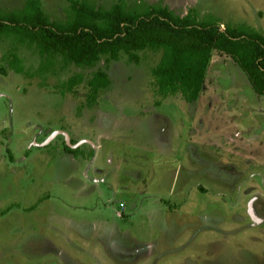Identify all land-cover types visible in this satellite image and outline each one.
Wrapping results in <instances>:
<instances>
[{
	"label": "rangeland",
	"instance_id": "rangeland-1",
	"mask_svg": "<svg viewBox=\"0 0 264 264\" xmlns=\"http://www.w3.org/2000/svg\"><path fill=\"white\" fill-rule=\"evenodd\" d=\"M163 1L264 33V0ZM40 2L67 19L70 0ZM14 46L0 37V264H264V95L232 57L214 52L193 103L154 92L160 52L102 60L112 85L89 107L61 84L94 68L29 77L6 56L35 72L41 55Z\"/></svg>",
	"mask_w": 264,
	"mask_h": 264
},
{
	"label": "trees",
	"instance_id": "trees-1",
	"mask_svg": "<svg viewBox=\"0 0 264 264\" xmlns=\"http://www.w3.org/2000/svg\"><path fill=\"white\" fill-rule=\"evenodd\" d=\"M70 2L66 20L51 19L40 0L0 10V37H12L15 46L35 48L41 55L39 67L30 72L12 50L6 56L9 68L29 77L54 72L58 65L94 68L89 74L75 72L61 84L63 93H76L82 85L91 107L112 85L107 68H96L102 60L109 64L124 53L138 62V52L151 49L161 53L152 68L154 92L163 98L179 93L193 103L204 90L214 52L220 51L232 57L254 90L264 95V33L259 29L244 23L224 25L213 16L201 18L195 7L180 14L163 0H116L109 7L89 0ZM65 147L82 154L81 148Z\"/></svg>",
	"mask_w": 264,
	"mask_h": 264
},
{
	"label": "water",
	"instance_id": "water-1",
	"mask_svg": "<svg viewBox=\"0 0 264 264\" xmlns=\"http://www.w3.org/2000/svg\"><path fill=\"white\" fill-rule=\"evenodd\" d=\"M57 133L56 132H54L50 137H49V139L47 140L48 142L56 135ZM79 144H76V145H74V147H77Z\"/></svg>",
	"mask_w": 264,
	"mask_h": 264
}]
</instances>
